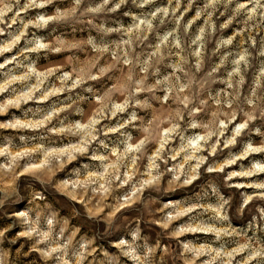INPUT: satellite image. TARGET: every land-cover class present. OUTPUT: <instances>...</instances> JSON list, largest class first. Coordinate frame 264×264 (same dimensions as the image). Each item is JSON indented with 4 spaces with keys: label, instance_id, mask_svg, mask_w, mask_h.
Segmentation results:
<instances>
[{
    "label": "clouds",
    "instance_id": "1",
    "mask_svg": "<svg viewBox=\"0 0 264 264\" xmlns=\"http://www.w3.org/2000/svg\"><path fill=\"white\" fill-rule=\"evenodd\" d=\"M0 264H264V0H0Z\"/></svg>",
    "mask_w": 264,
    "mask_h": 264
}]
</instances>
